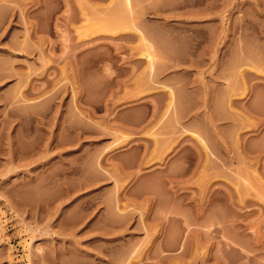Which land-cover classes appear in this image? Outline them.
Wrapping results in <instances>:
<instances>
[{
	"label": "rangeland",
	"instance_id": "obj_1",
	"mask_svg": "<svg viewBox=\"0 0 264 264\" xmlns=\"http://www.w3.org/2000/svg\"><path fill=\"white\" fill-rule=\"evenodd\" d=\"M0 264H264V0H0Z\"/></svg>",
	"mask_w": 264,
	"mask_h": 264
}]
</instances>
